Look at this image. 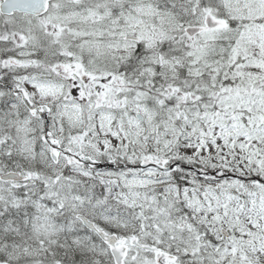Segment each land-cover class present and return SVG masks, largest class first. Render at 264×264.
<instances>
[{"label":"snow or ice","instance_id":"6c2138e0","mask_svg":"<svg viewBox=\"0 0 264 264\" xmlns=\"http://www.w3.org/2000/svg\"><path fill=\"white\" fill-rule=\"evenodd\" d=\"M0 264H264V0H0Z\"/></svg>","mask_w":264,"mask_h":264}]
</instances>
